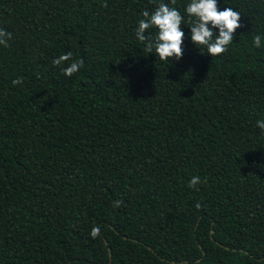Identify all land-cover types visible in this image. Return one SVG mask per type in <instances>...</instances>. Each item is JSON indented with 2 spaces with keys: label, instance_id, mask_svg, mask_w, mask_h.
I'll list each match as a JSON object with an SVG mask.
<instances>
[{
  "label": "trees",
  "instance_id": "obj_1",
  "mask_svg": "<svg viewBox=\"0 0 264 264\" xmlns=\"http://www.w3.org/2000/svg\"><path fill=\"white\" fill-rule=\"evenodd\" d=\"M159 2L0 0V264H264V0H218L241 27L215 57L164 0L168 62L136 38Z\"/></svg>",
  "mask_w": 264,
  "mask_h": 264
},
{
  "label": "clouds",
  "instance_id": "obj_2",
  "mask_svg": "<svg viewBox=\"0 0 264 264\" xmlns=\"http://www.w3.org/2000/svg\"><path fill=\"white\" fill-rule=\"evenodd\" d=\"M218 0H190L185 12L190 18L191 42L197 46L207 49L208 56H219L228 51V46L233 43L236 30L241 27V14L231 7L218 10ZM176 0H171V5H175ZM107 6L106 4L104 5ZM143 18L138 21L136 28V38L144 45V50L149 54H155L161 61L176 60L183 57V42L185 33L181 28L184 24V16L175 6L160 0L158 6L151 13L145 10ZM194 18V19H192ZM156 29L155 36L146 35L147 30ZM218 30V35L216 34ZM12 34L0 28V46L8 47ZM262 37L256 35L253 38V46L264 47L261 44ZM198 48V47H197ZM73 54L67 52L52 61L54 66H61L65 62L72 60ZM83 68V60H72L71 64L62 69L63 74L71 77ZM13 85L23 83V79L14 80ZM257 128L264 130V120L257 121ZM201 183L199 176H194L190 183V188H196ZM122 202H113V206L118 208ZM199 207V205H197ZM100 235V228L93 227L90 236L95 239Z\"/></svg>",
  "mask_w": 264,
  "mask_h": 264
}]
</instances>
